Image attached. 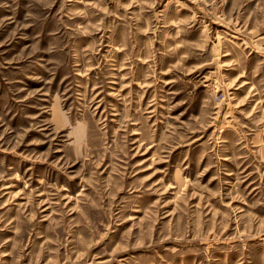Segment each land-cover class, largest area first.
<instances>
[{"label": "rangeland", "instance_id": "obj_1", "mask_svg": "<svg viewBox=\"0 0 264 264\" xmlns=\"http://www.w3.org/2000/svg\"><path fill=\"white\" fill-rule=\"evenodd\" d=\"M0 264H264V0H0Z\"/></svg>", "mask_w": 264, "mask_h": 264}]
</instances>
